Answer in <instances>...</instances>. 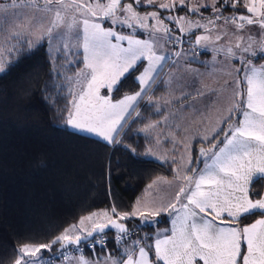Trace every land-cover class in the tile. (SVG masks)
Masks as SVG:
<instances>
[{
    "label": "snow or ice",
    "instance_id": "snow-or-ice-1",
    "mask_svg": "<svg viewBox=\"0 0 264 264\" xmlns=\"http://www.w3.org/2000/svg\"><path fill=\"white\" fill-rule=\"evenodd\" d=\"M139 2L136 0V3ZM238 2L240 0H223L217 7L216 0H213L211 7L197 4L189 11L193 15L201 8L213 11L215 19L223 18V11H231L234 15L226 19L235 20L238 16L241 22L259 24L264 30V0H243L241 6L250 15L239 11L236 7ZM148 3L151 4V0ZM161 7L168 9L169 5ZM69 8L84 17L83 62L85 70L89 71L84 72L86 86L79 94V102L73 101L67 124L76 131L94 133L112 143L119 129L128 122L127 116L135 111L138 98L145 92L144 85L149 74H159L153 60H164L166 57L155 56L152 45L147 41L120 34L111 28L105 29L100 22H90L88 16L97 15L91 5L53 4V0H46L45 9L55 14L53 26H58L62 13L71 15L67 11ZM103 8V17L115 16L118 10L132 13V4L121 5V0H110ZM179 11H183V0ZM132 14L135 18L136 14ZM151 16L158 18L155 11ZM140 23L143 25V21ZM201 39L203 37L197 36L196 43ZM125 41L127 47L122 46ZM243 52L264 59V45L259 54L252 51L250 44L244 47ZM238 63L241 66L236 69L234 81L238 87H233V92L241 99L229 109L230 116L223 121L224 126L209 138L211 155L201 152L205 170L195 180L187 177L190 184L194 183V190L186 191L181 187L176 202L164 209L170 208L174 214L171 221L173 228L170 236L155 239L152 264H264V193L251 191L258 180L264 179V65L257 67L248 56ZM130 73L139 90L114 99L112 94L121 91L122 81ZM101 89H105L103 94ZM237 111L236 122L233 123L231 114ZM221 135L223 141L220 140ZM202 186H207V190H202ZM110 211L111 216L107 210L104 212L106 223L93 222L91 230L80 228L78 231L81 234L74 237L66 230L50 244L35 247L22 244L10 264H46L42 250L51 251L52 246L58 243L79 248L82 242L89 240L95 260H84L82 264H98V250L111 254L105 233L112 229L126 235L125 221L135 217L137 210L122 212L113 205ZM159 213L158 209L156 214ZM256 215L261 218L251 224L244 223L245 219ZM86 219L91 221L92 217ZM84 222V219L80 220L81 225ZM141 223L151 226L154 222L145 218ZM85 231L87 234L82 238ZM148 255L145 247H140L138 260L134 261L131 255H127L121 264H149Z\"/></svg>",
    "mask_w": 264,
    "mask_h": 264
},
{
    "label": "trees",
    "instance_id": "trees-1",
    "mask_svg": "<svg viewBox=\"0 0 264 264\" xmlns=\"http://www.w3.org/2000/svg\"><path fill=\"white\" fill-rule=\"evenodd\" d=\"M128 1L132 4V0ZM217 1L219 7L223 0ZM236 7L245 13L239 3ZM184 10H178V15ZM233 15L223 11L222 20L238 21V16L235 20L226 19ZM165 24L169 32L179 34L174 22ZM198 33L182 34L184 48L196 57L199 55L195 54L198 48L194 38ZM10 53L0 74V264H10L22 244H50L90 213L110 211L113 205L131 213L142 187L159 177L172 178L174 166L145 157L147 140L138 133L149 121L159 118L144 99L151 93L158 94L160 89L146 93L115 142L107 144L68 127L73 67L64 68L62 61L53 65L45 43L29 49L21 42ZM200 54L208 56L205 52ZM255 60L257 65L264 64L259 56ZM138 90L130 73L123 79L121 91L112 95L118 99ZM220 140H224L223 135ZM192 156L188 172L197 174L203 160L197 159L196 150ZM251 191L264 193V179L258 180ZM259 218L248 217L244 223L251 224ZM169 222L167 215L157 218L151 226L128 219L125 223L130 236L119 241L116 233L106 234L110 255L123 258L126 248L145 247L153 261L154 232L168 227ZM60 245H53L44 254L59 258ZM98 254L109 255L99 250ZM91 255V251L86 253V257Z\"/></svg>",
    "mask_w": 264,
    "mask_h": 264
},
{
    "label": "rangeland",
    "instance_id": "rangeland-1",
    "mask_svg": "<svg viewBox=\"0 0 264 264\" xmlns=\"http://www.w3.org/2000/svg\"><path fill=\"white\" fill-rule=\"evenodd\" d=\"M38 1L40 3H38L37 0H15L14 3L10 2V0H0V74L5 70L9 62V57L12 54L10 52H12L14 46L18 47L22 42L26 44L29 49L35 48L29 47L28 40L25 39L24 35L26 31H31L33 22L35 23V19H38L36 15L37 11L39 9L46 10V0ZM168 1L169 0H151V4H149L148 0H140L138 4L136 0H132V13L136 14L134 18L132 13H125L119 10L116 12L115 16L103 17V5L110 3V0H53V4L72 5L77 3L86 6L91 5L97 12V15L88 16L89 19L96 18L103 23L108 21L115 26L119 24L127 27L128 25H133L138 29L145 28L153 30L152 27H154V25L157 27L162 23L165 25L167 21H172L176 25L175 27L179 33L177 36L170 31L166 36L162 37V56H165L166 60L162 63L161 71L150 87V91H154V89L157 88L160 89V92L155 95L150 92L151 94L144 99V102L152 107V113L158 115L159 118L155 121H149L138 131V133L147 140L145 157L159 163L164 164L170 162L173 164V177L170 179L159 177L147 184V186L142 187V194L145 193V195L141 200L138 199L139 197L137 198L135 207L133 208V210H137L135 217L140 219L139 221H143L145 218L150 220V214H156L158 209L161 213V211L165 209L164 207H168V205L175 203L176 195L181 187L185 188L186 191L190 189L191 184L187 177H192L194 180L196 175L194 171L188 172L193 162V151L196 150L198 160H202V151L208 156L211 155L212 149L208 146L210 145L209 138H212L217 130L224 126L223 121L230 116L229 109L233 108L237 104V101L241 99L240 96L235 95L233 92V87H238L234 85V81L237 77L236 69L241 66L238 61L248 56L253 63L256 64L255 58L259 56L247 54L233 56L209 51L208 49L207 51L200 49L201 52L207 53L208 56L201 57V54H198L199 56L196 57L190 55L189 50H186L184 47L179 50L176 49L175 46H169L167 43L169 39H175L174 41H176L180 35L183 34L187 36L189 33H187V30H184L181 22L187 15H182L179 19V8H177V5H170L167 3ZM208 1L211 4L213 3V0ZM242 2L243 0L238 2L239 8H241V11H244V8L241 6ZM127 4L131 3L128 0H121V5ZM217 4L218 1H216V5ZM161 5H169V8H162ZM183 5V9L188 11V14L192 16L193 14L188 10L190 8L186 0H183ZM135 7L138 8L136 9ZM139 7L144 9L154 8L158 18L151 16L154 10L150 11L146 9L145 12L143 10L137 11ZM67 11L71 12V15H68V17H70L74 24H77V21L81 23L80 20L76 21V19H74L75 17L84 18L80 12H72L70 8L67 9ZM206 13L207 12H204V10H200L196 16L200 18L211 17L216 20V13L213 11H210L208 14ZM244 14L250 15L248 13ZM51 15L52 17L55 16L54 13H51ZM62 15L65 16L63 13ZM220 20H222V18ZM140 21H143V25ZM149 21H154V25L149 24ZM68 23L69 20L67 21V24ZM122 25H120V27H122ZM79 29H82V27ZM118 29L122 30L121 28ZM60 30L59 26L51 29L50 33L41 40L37 46L42 43L46 44L47 54L53 65L58 61H62L64 62V68L73 67L75 73L70 79V93L72 97L73 84L77 70L74 66V59L70 56L76 55V51L74 50L75 47H73L71 42L76 44L77 38L73 35V30L63 29L61 30L62 33L70 35L71 42L66 41L63 44V41H61L62 44L60 47L66 51H56L55 42V52L51 51V38L54 34L59 35ZM183 30L185 32L182 33ZM128 32L134 35L139 33L130 30ZM64 45L67 47L70 46L73 50L64 48ZM252 51L257 54L261 53V46L258 49L255 47ZM58 55H63V59H56ZM157 79L159 80L157 81ZM231 115L233 123H235V116L238 115V111ZM159 185L163 186L160 188ZM105 211L106 210H100L82 217L81 219L85 221L84 224H80V219L77 224L66 229L67 234L74 237L77 234H81L78 231L80 228L91 230L93 222L106 223L107 221L104 216ZM141 213H143V215H141ZM160 213L159 215L156 214L155 219L161 215ZM108 215H112L111 211H108ZM88 216L92 217L91 221L86 219ZM154 221L155 220H153V222ZM65 231L62 234H65ZM86 234L87 231L82 235ZM31 246L35 247V245ZM42 252L46 264H64L59 258L44 254V250H42ZM37 255L39 256L40 253ZM123 255H125V251ZM92 256V259L88 257L73 258L65 264H82L84 260H95V256ZM99 256L100 261L98 264H116L118 260V258L111 255ZM119 257L122 258L121 256Z\"/></svg>",
    "mask_w": 264,
    "mask_h": 264
},
{
    "label": "crops",
    "instance_id": "crops-1",
    "mask_svg": "<svg viewBox=\"0 0 264 264\" xmlns=\"http://www.w3.org/2000/svg\"><path fill=\"white\" fill-rule=\"evenodd\" d=\"M181 0H169L167 3H169L170 5L174 4L177 5V8H180L181 6ZM217 1V0H216ZM186 2L189 5V8L192 7H196L197 4L199 5H208L209 7H211V3L208 0H186ZM218 6V4H217ZM138 8V7H137ZM141 9V11H145L144 8L139 7ZM184 8V5H183ZM155 10V9H154ZM189 10V9H188ZM201 10L203 11L204 9L201 8ZM140 11V10H137ZM204 12H207L206 14H208L210 11H206L204 10ZM244 12H246V9H244ZM36 15L38 16V19H35V23L33 22V27L31 29V31H26L24 37L25 39L28 40L29 43V47L30 48H34L36 47L39 42L41 40H43L51 31V29L57 28V26H53V19L54 17H52L51 13L48 12L47 10H38ZM55 15V14H54ZM182 15H187L186 17H184L182 19V25L184 27V30H187V33H192L194 31H199V33L197 34V36L203 37V39H201L199 41V43H196V38L194 39V46L198 49H208L209 51H213V52H219V53H224V54H228V55H233V56H240L243 54H247L250 55L248 53H244L243 49L244 47L248 46L249 44L251 45L252 49H255V47L260 48V46H262L264 44V30H262L259 26V24H252V25H248L246 22L241 23V21L238 18V21H226V20H220V19H216L214 20L211 17H202L200 18L199 16L196 15H189L188 11L184 10L183 14H181L180 16H178V18L180 19ZM140 17V15H139ZM138 18V16H137ZM74 19L80 20L81 23H79L77 21V24H74L73 21H71L70 17L68 16H61V19L58 23V26L61 30L63 29H71L73 30V35L77 38L76 40V44H74L73 42H71V37L70 35H66L63 34L62 31H59V35H53L51 38V51L55 52V42H56V51H66L64 50L62 47H60V45L62 44L61 41H63V44L66 41H69L73 44V47H75V51H76V55L72 56L74 59V66L77 70V74L74 80V86H73V94L71 97V104H70V110H72V104L73 101H78V97L79 94L81 93L82 88H84L86 85L84 83L85 81V71H89V70H85L84 68V55H83V33H82V29L79 28H83V18H78L75 17ZM89 19V18H88ZM69 20V23L67 24V21ZM90 22H100L101 26L105 29H113L114 31L120 33V34H124L126 36L130 35L132 36L134 39H141L142 41H147L148 43H150L152 45V51L155 54V56H162V49H163V43H162V37L166 36L169 31L167 30V26L162 24H159L158 27L154 25V21H149V24H153L154 27L153 30L152 29H138L135 28V26L133 27H127L125 25L119 24L117 26L112 25L110 22L105 21V23L98 21L96 18L93 19H89ZM71 21V22H70ZM139 21V19H138ZM201 22V23H199ZM114 24V23H113ZM148 24V23H147ZM68 25H71V27H69ZM120 25H122V27H120ZM157 25V24H156ZM199 25V27H198ZM63 26V27H62ZM121 28L122 30L118 29ZM28 29V28H26ZM25 29V30H26ZM76 30V31H75ZM79 30H80V35H79ZM137 31L139 33H137L136 35L129 33L128 31ZM182 31L185 32V31ZM75 31V32H74ZM29 32V33H28ZM126 32V33H125ZM185 34V33H184ZM30 35V36H29ZM29 37V38H28ZM249 37H251V39H249ZM262 44V45H261ZM58 45V46H57ZM239 45V47H238ZM123 47H127V43L126 41L122 44ZM64 48L68 49V50H73V48H71L70 46H63ZM169 47V46H167ZM254 47V48H253ZM229 49H231V52H229ZM51 56V55H50ZM63 59V55H58L56 56V59ZM164 60H153L154 66L156 67V69L158 70V72L161 71V67H162V63L165 61ZM147 66V65H145ZM257 67H259L260 65H256ZM159 75V74H158ZM157 73L153 72L149 74V78L146 80V83L144 85L145 88V92L142 94L141 98H138L136 105H135V109L138 106L139 102L142 100V98L145 96V94L150 90V87L152 86V84L154 83V81L157 78ZM105 91V89H101V93L103 94ZM133 112V111H132ZM129 118V116H127V119ZM68 127L80 134L86 135V136H90L96 139L101 140L104 143L107 144H111L109 142H106L103 137L97 136L94 133H88L86 131H76L74 130L70 125H68ZM122 128L119 129V131ZM117 135H115L116 138ZM209 163H211V161L209 160ZM205 170V166L203 165L201 170L195 175L194 180L196 178H198L200 172H203ZM147 186V185H145ZM160 188L163 185H159ZM195 186L194 183L191 184L190 189L194 190ZM143 189V188H142ZM202 190H207V186H202ZM226 195V192L224 193ZM145 193L142 194V191L140 193L139 196V200H141L144 197ZM167 208V207H164ZM167 212H165V210L163 209L161 211V215H167L169 217V226L168 227H163V228H157L154 232V242L153 245L155 244V239L157 237H159L160 239H164L165 236H170L171 235V230L173 228V224L171 223V221L173 220V213L171 212V209L168 208V210H166ZM150 220H156V214H150ZM181 215H183V212H181ZM159 216V217H160ZM158 217V218H159ZM136 220H140L137 219L136 217H132ZM208 219L210 220V218L208 217ZM141 222V221H139ZM178 227V225H177ZM140 248V247H139ZM139 248H137L136 250H133L132 247L131 248H126L125 251V255L124 257L121 259L118 255H111L113 257L118 258V260L116 261V264H121V261L124 260L126 258L127 255H131L133 257V260H138L139 259ZM101 255V254H99ZM118 256V257H117ZM89 259H92L93 256H89ZM146 259L149 260V264H152V261L148 255V257H146ZM198 264H202V262H198Z\"/></svg>",
    "mask_w": 264,
    "mask_h": 264
},
{
    "label": "built area",
    "instance_id": "built-area-1",
    "mask_svg": "<svg viewBox=\"0 0 264 264\" xmlns=\"http://www.w3.org/2000/svg\"><path fill=\"white\" fill-rule=\"evenodd\" d=\"M181 34V33H180ZM167 43L169 44V46H175L176 49H181L184 47V40L182 38V35L179 36L178 40L176 41H171L170 39L167 41ZM201 50L200 49H195V54H200ZM137 226V229L140 228L139 225H136ZM131 235V230H129L128 228V231H127V234H117V239L119 241H122L124 240L125 238H127L128 236ZM105 238L108 242V236L105 234ZM97 240H99V237H96ZM90 248H91V241H87L86 243H82L81 246L79 248H76L75 246H72V247H66L63 249V253H61V251H58V257H59V260L62 262V263H67L69 262V260H72L73 258H85L86 257V253L88 251H90Z\"/></svg>",
    "mask_w": 264,
    "mask_h": 264
},
{
    "label": "water",
    "instance_id": "water-1",
    "mask_svg": "<svg viewBox=\"0 0 264 264\" xmlns=\"http://www.w3.org/2000/svg\"><path fill=\"white\" fill-rule=\"evenodd\" d=\"M127 229H128V225H127ZM110 232H112V233H116V234H120L119 232H117V231H115V230H112V229H109L105 234H107V233H110ZM83 236H86V235H82V238H83ZM87 242V241H86ZM86 242H82V243H86ZM63 247V249L64 248H66V247H68L66 244H63V245H60L59 247H58V251H61V248Z\"/></svg>",
    "mask_w": 264,
    "mask_h": 264
}]
</instances>
